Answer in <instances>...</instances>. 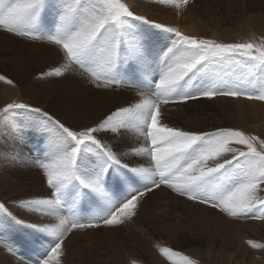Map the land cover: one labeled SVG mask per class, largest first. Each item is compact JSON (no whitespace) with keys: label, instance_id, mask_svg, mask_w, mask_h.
I'll list each match as a JSON object with an SVG mask.
<instances>
[{"label":"snow or ice","instance_id":"1","mask_svg":"<svg viewBox=\"0 0 264 264\" xmlns=\"http://www.w3.org/2000/svg\"><path fill=\"white\" fill-rule=\"evenodd\" d=\"M157 2L179 8L189 0ZM47 11L54 16V23L46 28L41 16ZM0 29L57 47L62 62L42 72L41 77L76 72L98 89L126 87L138 96L126 104L111 102L91 125H69L49 111L22 102L0 108V122L6 124L12 110L38 113L33 126L47 134V151L34 163L52 190L50 198L14 203L58 222L18 219L0 202V212L14 224L46 234L33 241L39 245L35 264H62L63 246L74 229L123 224L137 215L139 199L161 186L229 217L264 221V139L236 128L199 132L171 127L161 120V107L170 102L217 95L264 100V39L259 43H219L185 35L175 27L135 14L125 0H0ZM129 61L141 73L151 70L143 77V87L133 82L135 73L122 70ZM225 68L229 71H223ZM0 81L15 86L5 75H0ZM10 126L17 127L14 122ZM122 131L134 133L137 146L118 152L101 138L102 133L120 135ZM129 156L147 160L125 162ZM18 158L19 153L12 154L13 160ZM109 174L118 177L120 199L114 198L115 190L108 186ZM92 194L103 214L83 222L74 210L82 197ZM65 206L70 216L61 215ZM248 243L253 248L264 246L252 240ZM0 246L16 255L15 248L3 240ZM156 247L172 264H178L174 257L179 258V264H197L162 242ZM20 260L32 264L23 257Z\"/></svg>","mask_w":264,"mask_h":264},{"label":"rangeland","instance_id":"2","mask_svg":"<svg viewBox=\"0 0 264 264\" xmlns=\"http://www.w3.org/2000/svg\"><path fill=\"white\" fill-rule=\"evenodd\" d=\"M239 1L241 0H189V5L196 3L202 9L199 16L200 22L196 20L169 21L164 13L155 10L149 11L146 17L197 38L212 39L219 43L245 41L259 43L264 39V20L252 19L249 13L244 15L243 7H240L242 4ZM151 2L159 4L157 0H151ZM210 4L212 7H209ZM162 6L174 7L173 5ZM185 8L186 5L182 4L177 8L178 13L183 14ZM133 11L140 15L135 10ZM214 11H219L220 14H215ZM53 23L54 16L51 11L42 14L41 24L44 27H50ZM144 27L151 31L149 26ZM41 47L44 48L45 55L37 57L35 49ZM46 55L56 56L57 59L51 62L52 59ZM61 62L62 53L55 45L38 41L35 47L32 40L0 29V75L7 76L15 84L10 88L0 85V108L13 101L22 102L49 111L69 125L77 123L91 125L110 107L111 102L126 104L138 98L135 90L126 87L115 88L118 95L114 89H106L107 91L103 88L98 89L89 82L86 76H81L76 72L68 73L73 76V81H68L66 77L65 80L54 76L41 77L42 72H48L59 66ZM122 70L130 74L135 73L133 82L139 83L141 87H143L144 75H149L151 72L149 70L141 73L132 61H129L127 65H122ZM223 71H229V69L225 68ZM227 79L231 82V78ZM55 81L61 82L65 89H70V95L68 96L63 90H57L50 95L44 94L43 89L50 87ZM0 83L4 82L0 81ZM52 97L55 99L51 100ZM66 97H69L72 106L80 110L82 115L72 117L64 112V106L60 104L59 99ZM221 97L233 99L232 106H229L225 113H222L218 107V104H221V102L218 103V98ZM108 98L110 102L107 104ZM196 107L205 109L203 110L206 111L205 115L199 114L197 117ZM174 109L178 110V113L183 111L186 117L180 118L177 112L173 113ZM190 110L195 111L190 114ZM161 112L162 122L171 127L199 132H211L217 128L230 127L264 139V136L257 130L258 128L264 130V100L248 99L244 96L217 95L187 102H170L166 106L162 105ZM91 114H94L95 119L88 121L87 116ZM212 115L214 117L211 120ZM229 118L233 119L232 124ZM38 119V113L17 109L10 111L7 124L0 122V202H5L18 219L23 218L28 222L54 223L46 220L47 215L43 216L41 213L35 215L14 203L20 199L50 198L52 190L48 187L42 170L34 163L38 158L42 159L47 151V134L33 126ZM218 120H221V123ZM13 122L17 125L16 128L10 126ZM101 138L106 141L111 139L114 150L118 152L137 146L135 134L128 131H122L120 135L102 133ZM140 142L142 143V138ZM13 153H19L20 158L13 160ZM146 160L147 157L129 156L125 158V162L131 161L132 163H141ZM8 162L12 163V166L15 164L14 167H9ZM106 179L108 186L115 190L114 198L120 199L118 177L109 174ZM132 187H141V185L133 184ZM127 191L128 188L125 186L124 192ZM93 200L94 194L82 197L74 210L83 222H87L93 216L103 214ZM187 208L196 210L189 213L186 224H178L170 219ZM136 211L135 217L120 225L100 224L98 228L74 229L66 238L63 246L62 264H131L132 260L137 261V264H172L161 255L156 247L157 242H162L174 251L190 256L197 261V264H264V246L253 248L248 243L252 240L259 245H264V225H258L260 229L252 226V222H262L261 220L229 217L219 209L189 200L186 196H181L165 186L153 189L152 192L140 198ZM0 215V240L10 244L16 250L15 256L8 253L10 260L13 258L10 264H23L20 257H23L25 261L31 260L32 264H35L36 249L39 245L33 241L37 236L42 237L46 234H38L24 225H16L2 212ZM39 215L47 217L40 221L38 220V217L41 218ZM61 215H71L68 206L63 208ZM21 239L24 240V245H19ZM42 243L47 244L48 241L42 240ZM1 249L6 250L0 246ZM173 259H176L179 264V258L174 257ZM4 263L6 262L0 252V264Z\"/></svg>","mask_w":264,"mask_h":264},{"label":"bare ground","instance_id":"3","mask_svg":"<svg viewBox=\"0 0 264 264\" xmlns=\"http://www.w3.org/2000/svg\"><path fill=\"white\" fill-rule=\"evenodd\" d=\"M216 1V0H215ZM125 2L126 3H128L130 6H131V8L133 9V10H135L138 14H140V15H143V16H145L146 17V15H147V13L149 12V11H151V10H155L156 12H160V13H164L165 14V16L167 17V19L169 20V21H171V20H191V21H194V20H196L197 22H200L201 20H199V16H200V14H201V12H202V9H200V6H198L196 3H194L193 5H189V4H187L186 5V8L183 10V14L182 13H178V9H177V7H172V8H165V7H163L162 6V4H154V3H152L151 2V0H125ZM210 3V2H209ZM209 3H207V4H209ZM239 3L240 4H242L240 7H243V12H244V15H247L248 13L250 14V16L252 17V19H262V20H264V0H241V1H239ZM203 4V3H202ZM206 4V3H205ZM209 7H212V5L210 4L209 5ZM219 9H221V8H219ZM215 12V14H220V12L219 11H214ZM238 16H242V15H240V14H238ZM222 18V17H221ZM244 18V17H243ZM33 42V45L36 47V45L38 44V41H32ZM36 50V52H37V57H40V56H42V54H44L45 55V53H44V48H40V49H38V48H36L35 49ZM48 58H51L52 60H51V62L52 61H55L56 59H57V57L56 56H50V55H46ZM65 77L68 79V81H73V76L72 75H68V74H66V75H64V76H62V77H59V79L60 80H65ZM0 85H2V86H4V88H10L12 85H7L6 83H0ZM57 90H63L68 96L70 95V89H65L64 88V86L62 85V83L61 82H59V81H55V82H53L52 83V85L50 86V87H48V88H44L43 89V92H44V94H46V95H50V94H52V93H54V92H56ZM104 91H107L106 89L104 90ZM114 92L118 95V92L114 89ZM52 99H55L54 97H52L51 98V100ZM219 99V101H218V103H220L221 102V104H218V107L220 108V111L222 112V113H225L226 111H228L227 110V108L230 106H232V103H233V99L232 98H218ZM112 100V99H111ZM59 102H60V104L62 103V105L64 106V112L65 113H67V115H69V116H72V117H79V115H82V112L80 111V110H78V109H76L75 107H73L72 106V104H71V102H70V99H69V97H66V98H63V99H59ZM58 102V103H59ZM110 102V98H108L107 99V104ZM61 105V106H62ZM203 105V104H202ZM109 106V105H108ZM194 107V106H193ZM190 109H192V107L190 108ZM195 110H196V115H197V117L199 116V114H201V115H205V113H206V111H203V110H205V109H203L202 110V108H195ZM194 110V111H195ZM194 111L193 112H191V110H190V114H192V113H194ZM175 112H177L178 113V110H176V109H174L173 110V113H175ZM176 113V114H177ZM232 114V113H231ZM178 116H180V118H184V117H186V115H185V113L182 111V112H180V113H178L177 114ZM86 116V115H85ZM88 117V121H92V119H95L94 118V114H91V115H89V116H87ZM212 117H214V115H212L211 117H210V119L212 118ZM213 119V118H212ZM211 119V120H212ZM208 122L210 121V120H207ZM219 121V123H221V120H218ZM229 121H230V124H232L233 123V119L231 118H229ZM207 123H205V125H206ZM210 124V123H209ZM208 124V125H209ZM212 127V126H211ZM258 130V132H259V134H261L262 136H264V130L263 129H260V128H258L257 129ZM110 136V135H109ZM113 136V135H112ZM106 137V136H105ZM110 141H111V139H110ZM128 143V142H127ZM134 143V142H133ZM115 144V143H114ZM127 145V144H126ZM128 150V149H127ZM124 151V150H123ZM23 156V155H22ZM26 158V157H25ZM127 158V157H126ZM7 161H9V160H7ZM18 161V160H17ZM16 161V162H17ZM9 163V162H8ZM7 163V164H8ZM18 163V162H17ZM19 164V163H18ZM15 165V164H14ZM14 165L12 166V163H9L8 164V166L9 167H14ZM4 198V197H3ZM7 199V198H6ZM9 200H11V199H9ZM12 204V203H11ZM9 205V204H8ZM14 205V204H13ZM12 207V206H11ZM14 207V206H13ZM196 209H194V208H187V210H184L183 212H178V213H176L175 214V216H174V218H170L173 222H175V223H178V224H182V223H184V224H186L187 222H188V217H189V213L191 212V211H195ZM25 214V213H24ZM23 214V215H24ZM5 215V214H4ZM35 215H36V213H35ZM1 216V215H0ZM22 216V215H21ZM27 216V215H26ZM39 216H41V215H39ZM44 216V215H43ZM43 216H41V218H39L38 217V220H40V221H42V220H44L46 217H43ZM31 216H29V218H30ZM1 218V217H0ZM7 218V217H6ZM28 218V219H29ZM8 219V218H7ZM26 219H27V217H26ZM6 220V219H5ZM46 220H51V221H53L54 223L55 222H57L56 221V219H55V217H50V216H48L47 217V219ZM253 221V220H252ZM6 222V221H5ZM49 223V222H48ZM253 223V227H257V228H259L260 229V227H258V225H261V226H263L264 225V221H262V222H252ZM6 230V229H5ZM10 230V229H9ZM20 241V244L19 245H24V240L23 239H21V240H19ZM45 243V242H44ZM0 252H1V257H4V261L6 262V263H4V264H7V263H9L10 264V261H12L13 260V258H12V260H10V257H9V254H8V252L6 251V250H0ZM19 257V256H18ZM18 261V260H17ZM21 261V260H20ZM14 263V262H13ZM17 263V262H16ZM21 263V262H20ZM15 264V263H14ZM19 264V263H18Z\"/></svg>","mask_w":264,"mask_h":264}]
</instances>
